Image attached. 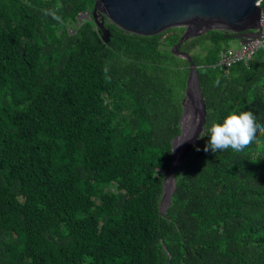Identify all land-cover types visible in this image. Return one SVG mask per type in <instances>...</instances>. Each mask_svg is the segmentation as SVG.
Instances as JSON below:
<instances>
[{"label": "trees", "instance_id": "16d2710c", "mask_svg": "<svg viewBox=\"0 0 264 264\" xmlns=\"http://www.w3.org/2000/svg\"><path fill=\"white\" fill-rule=\"evenodd\" d=\"M95 2L0 0V264H264V136L241 153L204 150L229 112L264 125V46L226 72L216 62L232 34L182 43L207 116L163 214L185 28L144 36L106 20V43L79 21Z\"/></svg>", "mask_w": 264, "mask_h": 264}, {"label": "water", "instance_id": "95a60500", "mask_svg": "<svg viewBox=\"0 0 264 264\" xmlns=\"http://www.w3.org/2000/svg\"><path fill=\"white\" fill-rule=\"evenodd\" d=\"M263 0H96L93 10H86L79 21L92 18L108 43L111 37L106 20L125 32L152 36L174 27L185 31L173 53L189 60L181 133L174 138V164L164 183L161 211L166 214L176 187L175 172L185 155L201 140L206 124L207 109L203 97L198 68L187 52L180 50L184 41L211 30H225L235 38L248 40L259 35ZM229 36V35H227Z\"/></svg>", "mask_w": 264, "mask_h": 264}, {"label": "clouds", "instance_id": "9594fccd", "mask_svg": "<svg viewBox=\"0 0 264 264\" xmlns=\"http://www.w3.org/2000/svg\"><path fill=\"white\" fill-rule=\"evenodd\" d=\"M53 18L60 19L56 15H53ZM257 132L260 136H264V125L257 123L252 111L229 112L222 121L213 122L207 127L206 134L209 139L204 150L223 152L230 149L235 153H241L248 146L260 143ZM200 135L204 136L201 133Z\"/></svg>", "mask_w": 264, "mask_h": 264}, {"label": "built area", "instance_id": "2783aa9c", "mask_svg": "<svg viewBox=\"0 0 264 264\" xmlns=\"http://www.w3.org/2000/svg\"><path fill=\"white\" fill-rule=\"evenodd\" d=\"M259 35L249 38L244 41L240 48L234 49L228 47L222 50L220 53L219 60L216 62V66L220 69L229 71V68L240 61H248L251 59L256 52L264 45V6H262L260 14V27Z\"/></svg>", "mask_w": 264, "mask_h": 264}, {"label": "rangeland", "instance_id": "374dc122", "mask_svg": "<svg viewBox=\"0 0 264 264\" xmlns=\"http://www.w3.org/2000/svg\"><path fill=\"white\" fill-rule=\"evenodd\" d=\"M241 39L240 38H230L228 39L225 43H222L223 46H227V47H230V48H234V49H238L241 47ZM241 44V45H240ZM210 43L209 42H206L204 44V40L201 39V41H199L197 47H196V52L200 53V54H205L206 53V47L209 46Z\"/></svg>", "mask_w": 264, "mask_h": 264}, {"label": "crops", "instance_id": "0c3cea01", "mask_svg": "<svg viewBox=\"0 0 264 264\" xmlns=\"http://www.w3.org/2000/svg\"><path fill=\"white\" fill-rule=\"evenodd\" d=\"M240 41H241V44H242L245 40H242V39H241ZM241 44H240V45H241Z\"/></svg>", "mask_w": 264, "mask_h": 264}]
</instances>
